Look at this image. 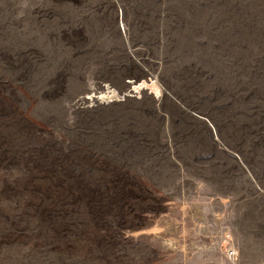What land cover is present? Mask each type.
<instances>
[{
    "label": "rangeland",
    "instance_id": "1",
    "mask_svg": "<svg viewBox=\"0 0 264 264\" xmlns=\"http://www.w3.org/2000/svg\"><path fill=\"white\" fill-rule=\"evenodd\" d=\"M0 264H264V0H0Z\"/></svg>",
    "mask_w": 264,
    "mask_h": 264
},
{
    "label": "built area",
    "instance_id": "2",
    "mask_svg": "<svg viewBox=\"0 0 264 264\" xmlns=\"http://www.w3.org/2000/svg\"><path fill=\"white\" fill-rule=\"evenodd\" d=\"M227 254L229 257H233L235 255V252L232 248H228L227 249Z\"/></svg>",
    "mask_w": 264,
    "mask_h": 264
}]
</instances>
